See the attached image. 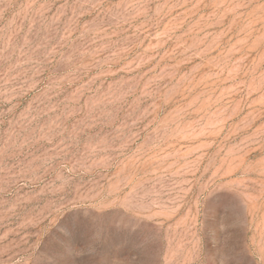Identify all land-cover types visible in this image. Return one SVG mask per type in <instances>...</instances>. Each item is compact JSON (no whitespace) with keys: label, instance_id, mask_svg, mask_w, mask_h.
Masks as SVG:
<instances>
[{"label":"rangeland","instance_id":"rangeland-1","mask_svg":"<svg viewBox=\"0 0 264 264\" xmlns=\"http://www.w3.org/2000/svg\"><path fill=\"white\" fill-rule=\"evenodd\" d=\"M0 264H264V0H0Z\"/></svg>","mask_w":264,"mask_h":264}]
</instances>
